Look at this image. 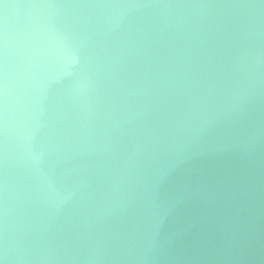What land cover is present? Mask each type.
<instances>
[{"label": "water", "instance_id": "obj_1", "mask_svg": "<svg viewBox=\"0 0 264 264\" xmlns=\"http://www.w3.org/2000/svg\"><path fill=\"white\" fill-rule=\"evenodd\" d=\"M0 264H264V0H0Z\"/></svg>", "mask_w": 264, "mask_h": 264}]
</instances>
